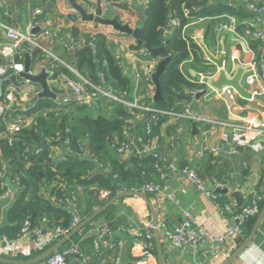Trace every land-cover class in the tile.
Segmentation results:
<instances>
[{"label": "crops", "instance_id": "0c3cea01", "mask_svg": "<svg viewBox=\"0 0 264 264\" xmlns=\"http://www.w3.org/2000/svg\"><path fill=\"white\" fill-rule=\"evenodd\" d=\"M51 1L0 0V22L14 26L23 32H29L34 36L38 45H31L28 48V46L23 44L21 46L22 55H19L15 62L17 61V63H22L23 65L25 52L31 55L33 47L41 49L46 57L44 59L40 57L35 58L33 70L41 72L42 68L45 67L47 69L51 75L49 79L50 86L57 93L58 97L66 93L72 95L85 94L88 89L84 79H82L83 77L76 70L72 69L73 67L70 68L71 66L68 65L71 50L77 47L79 43L83 44L87 40L86 36L92 37L99 33L104 34L110 48L121 59L125 57L128 51L135 55L141 54L142 49L134 50L133 46L137 42L132 35L120 33L110 25H103L95 21H83L80 13L72 6L71 0H56L55 4H51ZM76 1L88 11L94 12L99 4L102 5L104 0ZM149 1L134 0L133 4L118 3V7L111 11V14L116 16L122 23H128L132 28H135L142 20V13ZM255 1L260 5L264 3V0ZM208 4L226 5L223 0H208ZM36 9H40L41 13L34 15L33 11ZM235 9L238 15L222 11V13L217 15L196 18L184 27L183 35L186 38H191L201 50L197 53L198 55L192 53L180 65V68L188 80L200 83L201 79H203V81L208 83L199 90L191 91L193 99L186 104H189L191 111L208 119L217 121L233 119L239 121V123H252L264 129V83L262 80H258L255 85H251L246 81L249 73L254 70L258 74L261 72L258 64L259 43L250 38L246 39L242 35L245 26L260 28L262 23H264V13L257 15L250 12L244 4ZM75 16L76 18H73ZM36 19L42 25L30 28V23H33ZM233 20L237 23L235 30L229 29ZM73 27L78 28L80 31V34L76 37L77 41H74L75 36H73L72 32H69ZM64 30L66 31L62 34ZM46 31L48 33H45ZM107 36L112 37V39ZM117 37L125 43L122 44L118 40H115ZM9 43L10 39L4 29L0 27V49ZM206 51L216 58L224 56L223 67L228 77H234L240 68L244 70L242 85L251 92L250 98L238 95L237 99L233 101L229 96L221 97L217 94L216 88L212 87L211 84L219 81L220 68L209 59ZM9 60V58L3 57L0 53V68H2V73L10 66ZM54 61H58L69 67L70 70H73L72 76L54 75V68H56ZM145 63L134 62L133 66H131L132 69L129 67L127 70H124L132 82L133 71L142 72L146 67ZM11 76L0 80V88L4 91L5 88L12 84L18 86L15 91V97L20 110L16 113L21 114L20 112H23L25 115L27 109L32 107L28 103L36 96L41 87L34 83L25 84V79L21 78L17 73L12 76L15 77L14 79ZM21 83L25 86H20L19 84ZM147 83L149 82L143 80L139 85V95L142 97H136L132 93L130 102L139 98L140 103H150L149 96H155L156 86L149 94ZM203 89H207V93L196 97V93ZM147 94L149 95L147 96ZM153 101H155L154 98H152V103L155 107ZM232 102L234 103L233 116L229 110ZM93 109L96 108L93 107ZM19 114L9 120L10 124L21 121V115ZM25 117L24 119L28 124L34 122L33 115L27 116L26 114ZM159 134L162 151L167 153L169 162H172L179 168L189 167L199 170L203 165L207 153L211 152L208 148L221 143L220 130L217 125L189 118L167 119L161 125ZM262 140L264 143V137ZM39 143L37 147H40ZM50 144L53 145V149L54 147L61 149L62 143ZM213 157L214 160L211 162L207 161L204 164L206 171L204 179L208 189L219 192L218 183L222 184L225 186V190L222 193L227 200H236L235 194H239L245 202H249L262 192L264 189V147L260 150L250 147H240L239 151L233 153L230 151L228 145H224L221 152L213 154ZM212 165H216V170L208 172L209 166ZM46 188L45 192L49 193L48 187ZM161 190L162 192L159 196L153 195V197H150L156 209L161 213V219L166 217V215H170L172 223H178L181 218L185 221L184 212L189 210L198 223L220 234H225L226 228L236 224L237 214L235 210L232 213H228L226 218L220 215L214 200L207 196L196 182L187 179L183 175L171 174L163 179ZM11 192L12 195L0 203V208H8L11 205L17 191L13 192L11 190ZM150 214L151 211L143 199L139 197H127L116 205L115 217L122 224L116 226L117 228L113 232L112 239H110L108 244L106 241H101L99 247L94 246L98 231L105 226H111L109 220L101 217L94 221L87 229L85 235L78 241L77 247L80 250H84L81 251L89 259V264H142L141 261H144V259L136 256L133 251V240L129 234L130 229L129 232L125 230L126 228L137 226L143 228L145 224H151L149 219ZM4 216L2 213L0 224ZM89 238H91V242ZM162 238L166 264H222L227 258L223 260L224 256H227L229 252L228 249H225L220 257H215L209 241L205 244L209 252L204 254L201 250L192 247L183 249L172 247L168 235L165 236V232L162 233ZM1 239L2 237H0V255L7 248ZM120 241H124L125 245L119 246L118 243ZM231 242L233 243V241ZM113 244L114 246H112ZM69 260L71 264L78 263L77 255H71ZM261 261H264V221L254 242L233 264H259ZM81 262L78 264H81Z\"/></svg>", "mask_w": 264, "mask_h": 264}, {"label": "trees", "instance_id": "16d2710c", "mask_svg": "<svg viewBox=\"0 0 264 264\" xmlns=\"http://www.w3.org/2000/svg\"><path fill=\"white\" fill-rule=\"evenodd\" d=\"M55 2L56 0H52L51 4H55ZM117 2L125 3L124 1L119 2V0ZM235 10L227 4L209 5L208 0L149 1L142 13L144 24L140 37L144 43H148L154 48L164 46L168 41V49L171 55L164 70L158 76L160 99L153 101L155 107L161 110L184 111L185 104L193 99L190 92L205 86L203 83L188 80L180 68V65L192 53L197 54L201 50L191 38H186L183 35L184 27L196 18L217 15L222 11L238 15ZM172 15L174 16L173 19ZM172 20L177 22L176 25H171ZM167 29L169 30L168 34L165 33ZM65 31H62V34ZM69 32H72L75 36L74 41H77L76 37L80 34L79 29L73 27ZM25 45L28 48L31 47L30 44ZM133 47L134 50L147 49L138 43ZM31 52L33 61L38 57L42 59L46 57L38 47H33ZM69 55L68 65L79 74L88 78L95 85L115 91L127 101L131 100L133 82L124 71L122 59L116 56L110 48L104 34L99 33L87 37L82 47L73 48ZM196 58L198 59V57ZM54 63L56 65L54 75L72 76L73 72L69 67L58 61H54ZM54 104L55 102L51 98H41L26 112L27 116H34V122L28 124L26 121H21V128L13 143L8 140H0V163L3 159L8 170V176L11 177V181L17 187L15 199L11 205L6 209L0 208V218L2 213L5 215L0 224V237L16 240L22 233L25 221H31L33 216L35 228L60 225L69 229L72 226L74 214L67 205V198L73 196L77 199V214L82 221L96 208L107 202L99 199L100 189L110 191L112 197L123 189L143 190L150 183L162 186L161 173L158 170L161 163L151 154L135 153L129 158H123L113 147L118 143V139L122 141L125 137L124 125H126V119L131 117L130 107L119 101H110L107 105H110L111 108L102 113L99 112L100 109H89L87 105H77L74 109L65 111L64 108L67 105L56 107ZM52 107L61 108L59 116L53 111L48 112ZM139 112L144 115V119L152 116L150 112ZM20 113L25 117L26 114ZM17 114L8 111L3 117H0V131L6 129L3 120H11ZM167 119H169L167 114H157L151 122L152 132L147 137L149 139L160 138L161 125ZM137 127L140 133H144L143 121L138 122ZM54 128H57L59 133ZM43 137L52 139L51 141H57L54 139L62 137L61 150L63 153L61 152L59 156L56 151L53 152V145L50 143L37 147ZM159 140L161 141V139ZM33 149H40V152L34 153L32 152ZM64 153L77 157L78 160L66 158ZM212 160H214L213 154L207 153L202 167L198 170L202 177H205L204 174L206 173L205 162ZM215 170L216 165L208 168V172ZM46 187H48L49 193H46ZM6 189L9 187L6 188L0 184V194L4 193ZM148 193L150 197L155 195L152 192ZM218 194V201L221 204L228 201L222 192H218ZM235 197L237 201L235 213L239 214L242 207L248 205V202H245L239 194H235ZM118 202L94 219L77 233L73 240L58 251L78 246V241L85 235L87 229L101 217L110 221L111 226L108 225V227L113 236L116 226L122 224L115 217ZM258 203L260 208L264 206V200H259ZM256 216L257 214L250 216L242 222L244 237H241L239 242L252 229ZM149 219H151V214ZM143 233L145 237L149 234L146 228H143ZM150 239L156 252L154 240L152 237ZM89 241L91 242V238ZM49 246L47 244L41 248L32 249L29 254L19 253L16 258H30ZM81 250L79 249L80 253L77 255L78 263L83 258L89 264V259ZM70 256L66 255L69 262Z\"/></svg>", "mask_w": 264, "mask_h": 264}, {"label": "built area", "instance_id": "2783aa9c", "mask_svg": "<svg viewBox=\"0 0 264 264\" xmlns=\"http://www.w3.org/2000/svg\"><path fill=\"white\" fill-rule=\"evenodd\" d=\"M117 0H104L102 3V10L104 16H110L111 11L116 9L118 6ZM125 3L132 4L134 0H122ZM227 5L232 6L234 9L242 6L243 4L246 5L247 9L250 12L261 14L264 13V3L260 5L255 0H223ZM41 10L36 9L33 11V14L37 15L40 14ZM110 14V15H109ZM176 21L172 20L171 25H176ZM41 26L38 20L30 23V28ZM222 26V25H221ZM237 23L235 20L232 21L231 26L229 29L235 30ZM0 27L4 29L8 38L10 39V43L4 45L0 49V53L3 57L12 59V66L16 70V73L23 70L22 63H17L15 60L19 55H22L21 46L23 44H30V45H38L34 36L29 32H23L20 29L11 26L7 23L0 22ZM45 33H48L46 31ZM166 34L169 33L167 29ZM243 37L246 39L250 38L257 43L258 46V64L261 69V72L258 74L256 70L249 73L246 77V81L248 84L255 85L258 80H262L264 83V23H262L260 28H251L250 26H245L243 31ZM112 39V37L107 36ZM115 39V38H114ZM118 42L124 44L125 42L120 39L116 38ZM77 47H82V44L79 43ZM141 54L135 55L128 51L125 57L122 59V64L124 70H127L129 67L133 66L134 62H141L144 64L146 62L145 69L140 72L137 70L133 71V95L142 97L139 95V85L142 83L143 80L148 81L147 85L149 86V94L150 91L156 86L153 81V75L159 65L161 58L159 56H153L152 53L142 48ZM132 69V68H131ZM5 72V71H4ZM3 72V73H4ZM2 73V68H0V74ZM86 85L89 89H87L85 94H69L66 93L61 96H57L58 105L64 106L74 102H84L89 104L96 109H100L101 107L108 106L107 104L110 101H119L130 107L131 117L126 119V125H124V139L120 141L118 139V143L113 145L117 153L122 156L123 158H129L131 155L149 153L154 158H156L161 165H159L158 170L161 173V179H165L166 177L170 176L171 174L175 175H183L187 179L196 182L198 186L204 190L207 196L211 197L216 207L222 216L228 215V213L234 212L237 208V201L235 199H229L224 204H221L218 201L219 194L218 192L208 189L206 185V181L204 177L200 175L198 170L183 167L179 168L172 162H169V157L167 153H164L162 150V144L159 140V137L154 139H149L147 135L152 132V124L151 122L156 118L157 114L163 113L167 114L169 118L174 119H181V118H189L195 121H203L209 122L213 125H217L218 129L220 130V140L221 143H217L214 146H210L208 149L213 154H219L224 145H228L230 151L235 153L239 151L240 147H250L255 150L263 149L264 143L262 138L264 137V129L262 127H258L253 125L252 123H239V121L229 119L225 121H217L208 119L206 117L200 116L193 111L189 107V104H185L184 111H177L175 109L170 110H161L153 106L152 103V96H149L150 103H140L139 98L135 101H127L124 97L118 95L115 91L105 89L99 85H95L92 81L83 78ZM203 84H208L206 81L201 79ZM25 84H32L29 80L25 79ZM20 86L24 87L22 83L19 84ZM19 86V87H20ZM18 88L16 84H12L2 91L0 88V117H3L5 113L8 111H12L16 113L20 110L19 105L16 103L15 91ZM217 94L221 97H230L234 100L237 99L239 93L232 88L231 86H224L221 89H215ZM260 91V90H259ZM138 94V95H137ZM147 94V96L149 95ZM233 102L231 103L229 110L230 114L233 116ZM139 111H146L152 113L150 118H145L144 115L141 114ZM17 114V113H16ZM20 119L22 122L25 121L24 116L22 114ZM4 119V118H3ZM4 124L6 125V129L0 131V140H8L10 143H13L15 140V136L17 132L20 130L21 121L18 123L10 124L9 120H3ZM143 121L144 124V133H140L139 128L137 127L138 122ZM48 141L51 139L47 138ZM56 151L57 154L60 156L62 150L58 147H54L53 152ZM32 152L39 153L40 149H33ZM63 153V152H62ZM57 156V157H59ZM4 163V164H3ZM8 176V170L5 167V162L2 159L0 163V184L6 186L7 182L6 178ZM223 187L222 184L218 183V188ZM143 191L152 192L156 196H159L162 192L160 184H147ZM12 195V192L9 189H6L4 193L0 194V203L4 202ZM111 197V193L108 190L100 189L99 190V199L108 201ZM259 200H264V189L262 192L256 196L255 198L251 199L248 202V205L242 207V210L239 214L236 215V224L229 226L226 228L225 234H220L218 232H213L209 230L208 227L198 223L197 219L194 218V215L191 211L186 210L184 212L185 221H183L179 227L175 230L171 231L168 235L171 246L174 248H186L192 247L194 249L201 250L204 254H207L209 250L205 247L207 241H209L211 245V249L214 251L215 257H220L225 249H228L227 256H224L223 260L228 257V255L233 252V249L236 248L241 242L240 239L243 236V228L242 222L250 216H255L260 211ZM67 205L70 207V211L74 214V218L72 221V226L68 229L57 225L52 227L43 226L41 228H31V221L26 220L21 235L16 240H9L5 237H2L1 241L4 243L6 250H4L5 256L9 255L12 258H16L19 253L24 252L25 254L30 253L32 249L41 248L47 244H51L55 241H58L65 235L70 232V229H73L76 225H78L81 220L77 214V199L73 196L72 198H67ZM3 207L2 209H5ZM151 221V220H150ZM150 223L145 224V228L148 230L150 227ZM144 228V227H143ZM143 228L141 226L137 227H130L126 228V232H130L131 238L133 240V251L136 256L144 259L141 261L142 264H158L157 263V256L156 252L153 247V242L151 241V234H148L147 237L144 236ZM112 238V232L110 231L108 226L103 227L98 231L97 240L95 241V246L99 247L101 241H106L107 244ZM244 239V238H243ZM229 240V243H228ZM27 241V242H24ZM233 241V243L231 242ZM119 246H124V241H120L118 243ZM114 246V244L112 245ZM79 248L77 246L68 248L64 251H57L49 256L47 259L41 261L37 264H71L66 255H78ZM81 256V255H80ZM81 264H86V259H81ZM259 264H264V261L259 262Z\"/></svg>", "mask_w": 264, "mask_h": 264}, {"label": "water", "instance_id": "95a60500", "mask_svg": "<svg viewBox=\"0 0 264 264\" xmlns=\"http://www.w3.org/2000/svg\"><path fill=\"white\" fill-rule=\"evenodd\" d=\"M71 4L80 13L83 21H89V22L95 21L103 25H110L115 30L121 33L132 35L135 38L136 42L146 47L152 53L153 56H162L159 62V65L157 66V69L153 75V81L156 85V94L154 96V100L158 101L160 99V87H159V82H158V76L164 70L166 63L171 58V55L168 49V41H166V44L164 46L157 47V48L151 47L148 43H144L140 37L141 29L144 24L143 19L139 22L137 27L132 28L128 23H122L116 16L114 17L104 16L101 4L98 5V7L96 8L94 12L88 11L83 5L79 4L76 0H71ZM173 18L174 16L172 15V19ZM206 53L209 59L213 61L214 63H216L218 67L220 68V72H219L220 79L219 81L212 83L211 86L217 89H221L224 86H231L242 97L250 98L251 92L245 89V87L242 85V77H243L244 70L240 68L234 77H228L226 74L225 68L223 67L224 56L220 58H216L211 53L207 51ZM9 63H10V66L7 68V70L2 75H0V80L5 79L8 76L14 75L16 73V70L12 66V59L9 60ZM33 67H34V61L32 59V56L30 55V53L25 52L23 70H21L17 74L21 78L29 80L30 82L35 83L41 87L40 91H38L36 96L28 103V105L33 106L41 98L56 99L57 93H55L52 90L50 83H49V79L51 76L50 73L47 71L45 67L42 68L41 72H35L33 70ZM206 93H207V89H203L199 91L198 93H196V97L202 96ZM49 143L61 144L62 138L58 141L49 142L46 138L43 137L39 145L43 146ZM65 157L78 160L77 157L69 155L68 153H65ZM6 182H7L8 187L13 192L17 191V187L11 181L10 176H7ZM218 190L219 192H223L225 190V186L218 188ZM127 197H139L143 199L148 205L151 211V225L148 229V233L151 234L154 240V244L156 248L157 263L166 264L164 245L162 241V233L165 232V236L169 235L171 231L175 230L177 227L180 226V224L183 222V219L181 218L178 223L176 222L172 223L170 221V215H166V217L161 219L162 218L161 213L156 209L155 205L152 203V200L147 191L130 190V189H123L117 192L104 205L96 208L90 215L85 217L67 235H65L64 237H62L61 239H59L57 242L50 245L49 247L45 248L43 251H41L37 255L32 256L30 258H26V259L12 258L9 256L0 255V264H37V263H40L41 261L51 256L53 253L57 252L61 247H63L69 241L73 240L74 237L77 235V233L82 231L88 224H90L94 219H96L99 215L105 212L109 207L116 204L119 200L127 198ZM263 221H264V206L260 209L259 213L257 214L254 225L252 229L250 230V232L242 240V242L234 249V251L224 260L222 264H233L234 261L238 257H240L244 251H246V249L254 242ZM31 228H34V216L32 217V220H31ZM74 242L76 243L77 241L75 240Z\"/></svg>", "mask_w": 264, "mask_h": 264}, {"label": "rangeland", "instance_id": "374dc122", "mask_svg": "<svg viewBox=\"0 0 264 264\" xmlns=\"http://www.w3.org/2000/svg\"><path fill=\"white\" fill-rule=\"evenodd\" d=\"M110 15V14H109ZM110 17H114L112 14L110 15ZM121 33V32H120ZM89 37H91V36H89ZM86 38H87V36H86ZM82 44V43H81ZM83 45V44H82ZM77 46V45H76ZM75 49H76V47H74ZM70 68H72V67H70ZM69 68V69H70ZM72 69H74V68H72ZM75 70V69H74ZM71 71H73V70H71ZM81 77H83V78H85V79H88V78H86V77H84V76H82L81 74H79ZM82 78V79H83ZM89 89V88H88ZM89 90H91V89H89ZM58 96V95H57ZM54 102H55V104L54 105H56V107H60L59 105H58V99L56 98V99H52ZM76 103V104H75ZM70 104H75V105H70ZM70 104H67V107L66 108H64L65 109V111H70V110H72V109H74L77 105H87L88 106V108L89 109H93V107L92 106H90L89 104H86V103H84V102H74V103H70ZM111 108V106L109 105V106H104V107H101L100 108V111L99 112H102V113H105L106 111H107V109H110ZM98 110V109H97ZM51 111H53V112H55L56 113V115H60V113H61V108L60 109H56L55 107H52V109H50V110H48V112H51ZM54 130H57L58 131V129L57 128H54ZM57 133H59V131L57 132ZM62 137H60V138H58V139H54V140H60ZM151 220V219H150Z\"/></svg>", "mask_w": 264, "mask_h": 264}, {"label": "clouds", "instance_id": "9594fccd", "mask_svg": "<svg viewBox=\"0 0 264 264\" xmlns=\"http://www.w3.org/2000/svg\"><path fill=\"white\" fill-rule=\"evenodd\" d=\"M160 57V56H159Z\"/></svg>", "mask_w": 264, "mask_h": 264}]
</instances>
